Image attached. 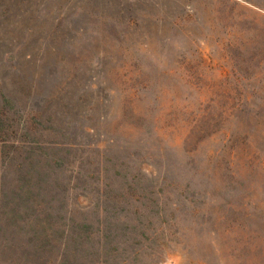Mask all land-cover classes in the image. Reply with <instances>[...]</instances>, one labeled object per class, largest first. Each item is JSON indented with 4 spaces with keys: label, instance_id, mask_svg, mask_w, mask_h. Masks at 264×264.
I'll list each match as a JSON object with an SVG mask.
<instances>
[{
    "label": "rangeland",
    "instance_id": "374dc122",
    "mask_svg": "<svg viewBox=\"0 0 264 264\" xmlns=\"http://www.w3.org/2000/svg\"><path fill=\"white\" fill-rule=\"evenodd\" d=\"M39 252L264 264V0H0V264Z\"/></svg>",
    "mask_w": 264,
    "mask_h": 264
},
{
    "label": "trees",
    "instance_id": "16d2710c",
    "mask_svg": "<svg viewBox=\"0 0 264 264\" xmlns=\"http://www.w3.org/2000/svg\"><path fill=\"white\" fill-rule=\"evenodd\" d=\"M30 258H33L32 260L34 261H30L32 262V264H63V262H61V256H54L51 253L48 252H39V254L31 256L29 255ZM34 262H39V263H34Z\"/></svg>",
    "mask_w": 264,
    "mask_h": 264
}]
</instances>
